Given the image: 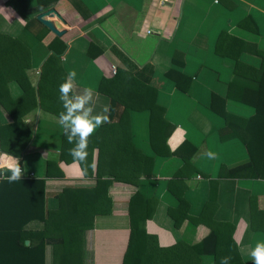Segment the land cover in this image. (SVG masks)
<instances>
[{"label": "crops", "instance_id": "1", "mask_svg": "<svg viewBox=\"0 0 264 264\" xmlns=\"http://www.w3.org/2000/svg\"><path fill=\"white\" fill-rule=\"evenodd\" d=\"M8 1L0 0V33L19 38L30 48V79L36 85L43 64L54 53L50 45L55 35L49 31L39 41L38 33L44 31L41 25L34 22L28 26L27 20ZM26 2L30 10H37L30 19L55 9L66 21L61 64L66 74L77 72V94L85 88H92L97 94L93 114L99 113L105 104L110 114L111 99L100 92L104 79L121 69L142 71L143 80L150 81L154 92L147 96L142 89L135 91L131 106L142 107L151 97L150 101L154 100L155 105L165 110L171 128L156 126L152 142L150 111L139 107L126 110L130 111L129 116L120 128H111L97 137L107 122L90 137L87 164L79 165L61 161L65 135L56 120L49 118L58 115L42 108L39 101L38 107L25 116L33 138L18 159L26 172L46 179L50 208L58 205L56 196L64 188H94L98 178L112 180L108 189L112 212L95 217L93 227L83 234L81 254L67 255L70 259L66 256L64 261L63 250L48 246L46 264H56L55 255L63 258L62 264H123L131 235L130 203L137 193L157 201L146 229L156 236L160 246L170 247L180 242L198 244L213 229L233 226L232 238L224 237L228 248H221L219 261L207 254L201 256V264H220L223 257H237V264H253L251 252L257 243H264V232L253 228L250 201L257 196L258 207L264 211V179L228 175V169L247 163L250 156L247 157L248 150L240 140L222 139L226 123L213 110L212 103L216 95L227 99V112L246 120L255 115L252 106L229 96L234 94L233 88L257 87L245 75L247 71L241 69L237 73L236 66L256 69L261 66L264 0ZM181 84L185 88L189 84L188 89L183 91ZM8 88L13 99L23 94L18 82H10ZM38 110L48 115L38 117ZM11 122L7 110L0 105V125ZM121 145L125 148L134 145L140 151V155L132 158L125 153L123 158L132 170L125 174H140L138 184L116 180L123 160L117 150ZM209 151L216 154L214 158L207 157ZM0 154L5 153L0 150ZM50 162L53 163L51 177L48 176ZM176 176L183 178L178 186L174 182ZM185 185L191 219L184 218L176 225L170 212L179 207L175 192H182ZM212 193L216 195L217 205L211 209L208 206L206 211ZM200 218L202 222L194 221Z\"/></svg>", "mask_w": 264, "mask_h": 264}, {"label": "trees", "instance_id": "2", "mask_svg": "<svg viewBox=\"0 0 264 264\" xmlns=\"http://www.w3.org/2000/svg\"><path fill=\"white\" fill-rule=\"evenodd\" d=\"M8 4L27 20L28 26L34 22L41 25L44 31L38 33L39 41L46 37L49 30L36 16L30 19L37 10H30L26 0H9ZM62 37L55 35L50 45L54 53L43 64L39 80L34 85L30 79V48L19 38L0 33V105L7 110L12 121L0 125L2 153L15 158H21L24 155L33 138V131L25 123L24 118L38 107L39 101L42 108L58 116L65 111L59 99L60 85L67 77L61 64V55L65 48ZM241 69L247 71L245 73L248 74L245 75L254 80L257 87L255 89L233 88L234 94H230L229 98L252 106L255 115L246 120L227 112V99L216 95L213 96L212 108L226 123V128L221 132L222 139L240 140L245 144L250 156L247 163L228 169V175L231 177L245 175L250 178L264 179V56L258 69L242 64L236 66L237 73H241ZM141 73L142 71L121 69L112 77L102 81L100 92L111 99L110 119L97 137L107 133L111 128H120V125L125 123V118L129 116L130 111L127 113L126 110L138 107L150 111L152 142L155 140L156 126L171 129L165 119V110L155 105L154 100L150 101L151 97L148 99L149 103L146 102V105L142 107L138 104L131 106V97L135 91L142 89L147 96L151 91L154 92L150 81H144ZM13 81L18 82L23 88L22 96L17 99H13L9 93V83ZM188 86L185 88L181 84V89L185 91ZM158 129L161 128L158 127ZM164 139H167V135ZM64 143L61 161L73 162L68 150L74 147V144H69L66 136ZM117 150L122 159L125 153L131 158L140 155V151L134 145L126 148L122 145L117 146ZM48 164V176L51 177L53 163ZM128 169L123 159L116 180L138 184L140 174L128 176L125 174ZM6 175L10 176L11 171L7 170ZM146 177L151 178V175L147 174ZM174 180L177 186L183 183L182 176H176ZM111 183L112 180L98 178L94 188H64L56 196L58 205L50 208L47 202L46 179L34 176V178L21 179L13 183L0 182V264H46L48 246L54 247L56 251L63 250L64 261L67 258L70 259L67 255L81 254L83 234L93 227L95 217L112 212V200L108 194ZM171 186L173 187V184ZM183 188L182 192H175L180 203L179 207L176 211L170 212L176 225H180L184 218L191 217L185 198L186 185ZM250 204L253 228L264 232V211L258 207L257 196L251 198ZM156 205L155 199L147 200L141 193L133 197L130 203L131 235L123 264H201V256L209 254L218 259L221 248H228L224 237L232 238L234 227L226 225H223L221 227L223 229L220 230L213 229L209 236L198 244L180 242L170 247L160 246L156 236L149 234L146 229V222L152 218ZM216 205L217 198L212 193L204 210L207 211L208 206L211 209ZM204 216H202L203 220ZM202 219L194 221L200 223ZM231 243L234 245L233 242ZM237 259V257H231L229 264H237ZM55 260L56 264L63 262V258L57 255Z\"/></svg>", "mask_w": 264, "mask_h": 264}, {"label": "clouds", "instance_id": "3", "mask_svg": "<svg viewBox=\"0 0 264 264\" xmlns=\"http://www.w3.org/2000/svg\"><path fill=\"white\" fill-rule=\"evenodd\" d=\"M77 72L70 71L67 74L65 82L60 85L59 99L65 109L64 112L59 114V117H50L55 119L56 122L62 127L64 135L69 144H74V147L68 150V154L73 158L74 164H87V148L89 145V138L101 127L104 123L109 122V106L105 104L99 113L93 114L95 108L93 107L94 96L97 94L92 88H85L81 94H77L78 87ZM38 117H45L41 111H37ZM209 159L215 157V153L209 151L206 153ZM7 156V154H0V158ZM9 161L8 165L11 175L0 173V182L13 183L21 180L23 176L22 168L18 158L7 156ZM84 172L87 171L85 167ZM251 256L255 264H264V243H257ZM231 257H223L220 264H229Z\"/></svg>", "mask_w": 264, "mask_h": 264}, {"label": "water", "instance_id": "4", "mask_svg": "<svg viewBox=\"0 0 264 264\" xmlns=\"http://www.w3.org/2000/svg\"><path fill=\"white\" fill-rule=\"evenodd\" d=\"M38 20L44 25L49 31L58 37H62L65 34L64 27L67 25L66 21L57 13L55 9L46 11L40 14ZM29 244V242H27Z\"/></svg>", "mask_w": 264, "mask_h": 264}, {"label": "built area", "instance_id": "5", "mask_svg": "<svg viewBox=\"0 0 264 264\" xmlns=\"http://www.w3.org/2000/svg\"><path fill=\"white\" fill-rule=\"evenodd\" d=\"M113 71L114 73L116 72V69L115 67H113ZM9 160L7 159V156L3 157L0 159V173H3V174H6V171L9 170ZM22 168V172H23V176L21 179H30V178H34V175L33 173H29V172H26L23 167L21 166Z\"/></svg>", "mask_w": 264, "mask_h": 264}, {"label": "rangeland", "instance_id": "6", "mask_svg": "<svg viewBox=\"0 0 264 264\" xmlns=\"http://www.w3.org/2000/svg\"><path fill=\"white\" fill-rule=\"evenodd\" d=\"M246 153H247V151H246ZM25 154V153H24ZM247 155V157L249 158V154H246ZM27 157H28V155H27ZM249 160V159H248Z\"/></svg>", "mask_w": 264, "mask_h": 264}]
</instances>
